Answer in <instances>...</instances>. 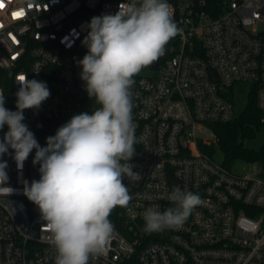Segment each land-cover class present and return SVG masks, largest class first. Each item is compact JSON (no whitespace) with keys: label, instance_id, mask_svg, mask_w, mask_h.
<instances>
[{"label":"built area","instance_id":"obj_1","mask_svg":"<svg viewBox=\"0 0 264 264\" xmlns=\"http://www.w3.org/2000/svg\"><path fill=\"white\" fill-rule=\"evenodd\" d=\"M127 0H0V89L15 111L18 74L47 83L50 97L25 110L24 123L41 146L75 114L100 105L90 99L79 65L92 17L115 14ZM181 34L155 65L134 77L135 155L139 182L124 178L132 200L117 207L105 254L89 264H264V175L239 174L208 149L217 123L235 116L227 95L237 82L256 84L264 124V0H167ZM0 131V138L7 132ZM9 148L0 192V264H55L56 250L38 207L23 194L39 180L35 150L18 168ZM3 186V187H6ZM179 186L202 203L183 227L146 233L144 213L174 207Z\"/></svg>","mask_w":264,"mask_h":264},{"label":"clouds","instance_id":"obj_2","mask_svg":"<svg viewBox=\"0 0 264 264\" xmlns=\"http://www.w3.org/2000/svg\"><path fill=\"white\" fill-rule=\"evenodd\" d=\"M84 44L88 51L78 61L85 91L100 107L91 114H75L41 146L24 123L25 110H38L51 95L44 81L18 74L16 110L5 107L0 89V158L11 148L18 168L35 150L39 180L24 181L23 194L35 204L56 250L55 264H89L103 255L114 233L110 220L117 207L132 200L124 178L139 182L142 176L130 163L135 155L133 120L134 77L157 62L181 29L167 0H127L115 14L91 18ZM7 162L0 159V192L6 186ZM6 186V187H3ZM175 205L144 213V231L154 233L183 227L202 201L198 194L174 186L168 197Z\"/></svg>","mask_w":264,"mask_h":264},{"label":"trees","instance_id":"obj_3","mask_svg":"<svg viewBox=\"0 0 264 264\" xmlns=\"http://www.w3.org/2000/svg\"><path fill=\"white\" fill-rule=\"evenodd\" d=\"M217 4L223 0H211ZM257 85L237 82L227 95L233 101L235 116L228 122L217 123L214 129L218 135V145L224 155V165H231L238 159L246 161H257L262 168L261 174L264 175V140L260 144L258 135L263 131L264 124L260 122L262 111L257 105L256 98ZM246 95L245 104L239 106V97ZM209 153H215L214 147L208 149Z\"/></svg>","mask_w":264,"mask_h":264},{"label":"rangeland","instance_id":"obj_4","mask_svg":"<svg viewBox=\"0 0 264 264\" xmlns=\"http://www.w3.org/2000/svg\"><path fill=\"white\" fill-rule=\"evenodd\" d=\"M172 47H173V41L171 40L169 42V44L166 46V49L171 50ZM150 72H154V71L152 69H148V68L143 70V73L148 74ZM238 101H239L238 102L239 106L242 107L246 102V95L244 94V95L240 96ZM263 140H264V133L262 131L258 135V142H256V144L257 145L260 144L261 142H263ZM214 156H215L216 160L223 163L225 157H224L223 152L220 149L218 144L215 145ZM253 165H254L253 161H246L244 159H238L231 165L230 168L232 169V171H234L236 173L247 175V174H250L253 172Z\"/></svg>","mask_w":264,"mask_h":264},{"label":"water","instance_id":"obj_5","mask_svg":"<svg viewBox=\"0 0 264 264\" xmlns=\"http://www.w3.org/2000/svg\"><path fill=\"white\" fill-rule=\"evenodd\" d=\"M155 65V63L154 64H152L151 66L153 67Z\"/></svg>","mask_w":264,"mask_h":264}]
</instances>
